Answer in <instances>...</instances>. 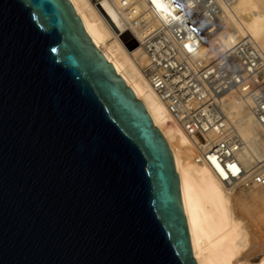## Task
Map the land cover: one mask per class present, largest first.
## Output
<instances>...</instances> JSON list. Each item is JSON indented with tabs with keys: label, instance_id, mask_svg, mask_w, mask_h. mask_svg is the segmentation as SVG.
<instances>
[{
	"label": "water",
	"instance_id": "water-1",
	"mask_svg": "<svg viewBox=\"0 0 264 264\" xmlns=\"http://www.w3.org/2000/svg\"><path fill=\"white\" fill-rule=\"evenodd\" d=\"M0 264H201L169 142L70 0H0Z\"/></svg>",
	"mask_w": 264,
	"mask_h": 264
},
{
	"label": "bare ground",
	"instance_id": "bare-ground-1",
	"mask_svg": "<svg viewBox=\"0 0 264 264\" xmlns=\"http://www.w3.org/2000/svg\"><path fill=\"white\" fill-rule=\"evenodd\" d=\"M70 1L94 44L100 46L107 60L114 63L116 72L123 75L136 96L151 109L154 124L169 142L181 177L183 203L198 261L201 264H264V181L255 178L258 171L264 173V159L255 160L264 155V130L253 111L252 100L244 98L250 111L235 93L226 97L227 112L244 141V147L238 152L240 163L229 164L234 174L241 171L233 178L219 164L215 168L206 161H197V144L150 85L143 69L146 56L142 48L137 44L127 47L123 41L128 38L127 30L131 26L129 16L117 11L115 3L122 1L99 0L102 7L92 0ZM233 9L228 16L230 27L223 36L224 44L231 45L238 37L249 34L264 60V0H234ZM227 177L230 182L225 180ZM240 185L254 198L262 200L257 216L250 215L248 208L241 211L235 203L233 191Z\"/></svg>",
	"mask_w": 264,
	"mask_h": 264
},
{
	"label": "built area",
	"instance_id": "built-area-1",
	"mask_svg": "<svg viewBox=\"0 0 264 264\" xmlns=\"http://www.w3.org/2000/svg\"><path fill=\"white\" fill-rule=\"evenodd\" d=\"M121 1L117 11L129 16L131 26L125 44L142 48L150 85L197 144V161L238 177L241 171L234 174L229 164L240 163L244 141L226 97L250 98L264 130V60L249 34L224 44L234 0H157L163 8L153 0Z\"/></svg>",
	"mask_w": 264,
	"mask_h": 264
},
{
	"label": "rangeland",
	"instance_id": "rangeland-1",
	"mask_svg": "<svg viewBox=\"0 0 264 264\" xmlns=\"http://www.w3.org/2000/svg\"><path fill=\"white\" fill-rule=\"evenodd\" d=\"M127 38V37H126ZM123 41H124V38H123ZM124 43H125V41H124ZM126 45V44H125ZM127 46V45H126ZM244 101H245V103L247 104V106H248V108L250 109V105H249V103H248V101L247 100H245V99H243ZM250 111H251V109H250ZM249 145V144H248ZM250 146V145H249ZM251 147V146H250ZM252 148V147H251ZM254 150V149H253ZM254 152H255V150H254ZM256 153V152H255ZM197 154V153H196ZM195 154V155H196ZM264 159V155H263V157L261 158V159H259V158H257V159H255L256 161H259V162H261L262 160ZM258 162V165L259 164H261V163H259ZM263 163V162H262ZM257 165V164H256ZM255 165V166H256ZM256 169V167L252 170V171H254ZM255 178L256 179H260V178H262L263 179V181H264V173L262 172V171H258L257 172V174L255 173ZM252 186V185H251ZM239 187V188H238ZM243 187H245L244 185H243ZM239 193V194H238ZM233 199H234V201H235V203H237V206L238 207H241V211H245V209H247V211H249V212H251V214L250 215H256L257 216V214L259 213H257V211L259 210L260 211V209H261V206H262V200H260L259 198H254L253 196H252V194H251V192L249 191V190H247V189H244V188H242V186L240 185V186H237L236 188H235V190L233 191ZM259 199V200H258ZM255 206V207H254ZM257 206V207H256ZM243 208H245V209H243ZM255 208V209H254ZM258 208V209H257Z\"/></svg>",
	"mask_w": 264,
	"mask_h": 264
},
{
	"label": "snow or ice",
	"instance_id": "snow-or-ice-1",
	"mask_svg": "<svg viewBox=\"0 0 264 264\" xmlns=\"http://www.w3.org/2000/svg\"><path fill=\"white\" fill-rule=\"evenodd\" d=\"M153 3H156L158 8H163L161 4L157 3V0H153Z\"/></svg>",
	"mask_w": 264,
	"mask_h": 264
}]
</instances>
